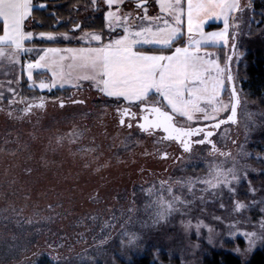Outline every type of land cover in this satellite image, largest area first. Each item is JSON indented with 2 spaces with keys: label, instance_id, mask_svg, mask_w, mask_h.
I'll use <instances>...</instances> for the list:
<instances>
[{
  "label": "rangeland",
  "instance_id": "rangeland-1",
  "mask_svg": "<svg viewBox=\"0 0 264 264\" xmlns=\"http://www.w3.org/2000/svg\"><path fill=\"white\" fill-rule=\"evenodd\" d=\"M124 1L119 12L105 0L76 4L50 23V32L36 29L37 18L44 20L32 15L25 28L32 33L27 51L15 63L0 61V264H36L44 257L54 264H125L149 254L157 264H204L213 253L247 264L254 252L264 250L257 242L249 251L243 235L261 231L264 224V108L248 100L238 80L245 58L264 44V18L254 20L249 0H241L240 11L230 16L227 44L207 46L224 66L235 45L230 66L241 97L236 123L220 126L215 135L216 151L199 147L175 164L176 155L162 158L172 145L120 125L122 110H137L135 104L105 96L91 81H80L79 87H61L58 81L50 91L41 89V81L52 80L46 69H33L28 79V63L47 49L99 46L81 39L86 34L101 35L103 44L118 38L123 29L113 25L115 31L110 30L109 11L146 24L136 19L143 9ZM34 2L37 11L47 8L43 0ZM147 2L148 16L162 15L155 2ZM187 38L184 33L176 47L188 46ZM229 95L226 85L225 103ZM176 123L213 122L177 117ZM216 165L235 168L240 179L229 177L231 183L216 187L204 183ZM158 196L182 203L166 220L153 223Z\"/></svg>",
  "mask_w": 264,
  "mask_h": 264
},
{
  "label": "snow or ice",
  "instance_id": "snow-or-ice-1",
  "mask_svg": "<svg viewBox=\"0 0 264 264\" xmlns=\"http://www.w3.org/2000/svg\"><path fill=\"white\" fill-rule=\"evenodd\" d=\"M156 2L162 15L155 17L147 15V8H144L147 0L139 4L144 14L138 15L136 19L147 21L146 24H132L131 14L121 16L109 11L107 18L110 30L115 31V27L123 29L118 38L103 44L100 43L101 35L86 34L81 39L87 40L89 44L96 41L99 46L47 49L39 60L28 63V79H33V69L50 71L51 82L39 83L41 89L47 88L49 91L56 87L58 81L61 87L65 83L79 87L80 81H91L105 96L117 100L122 98L129 105L135 104L143 113L142 122L137 125L142 131L149 134L162 131L166 136L161 139L178 141L185 152H190L191 137L204 133L203 138L197 141L204 144L213 135L211 130L205 131V128L218 129L221 124L229 121L236 123L241 97L230 69L231 57L228 58L229 63L221 66L219 60L213 58L207 50V46H214L221 41L227 44L229 18L233 12L240 11L241 6L239 0ZM105 3L109 8L116 5L119 12L123 0H105ZM33 7V0H0V61L6 58L9 63H15L21 53L27 51L24 42L32 38V33L25 32L24 25L32 16ZM220 18L224 22L222 32H204L203 26L209 19ZM185 21L188 46L176 47V42L183 35L182 26ZM41 36L48 40L56 39L51 33H41ZM64 39H68L66 34ZM146 47L149 50H145ZM173 48L171 54H166ZM6 49L12 51L6 53ZM62 51L65 54H61ZM226 85H231L228 103L223 99ZM39 106L43 107V104ZM225 112H230V116L227 119L220 118V114ZM122 115L134 118L136 113L128 107L122 110ZM177 117L193 123H213L205 127H181L176 123ZM120 123L124 125L125 121L122 119ZM132 126L131 123L127 125L129 128ZM162 158L166 159L167 154ZM209 177L203 182L211 187L240 179L235 168L225 171L220 165L210 170ZM168 191L171 193L170 188ZM152 194L149 189V195ZM154 203L157 211L153 223H159L177 211L175 206L182 201L178 197L165 200L163 196H158ZM243 207V204L237 205V208ZM243 235L251 251L257 242L264 244V224H261V231L246 232Z\"/></svg>",
  "mask_w": 264,
  "mask_h": 264
},
{
  "label": "trees",
  "instance_id": "trees-1",
  "mask_svg": "<svg viewBox=\"0 0 264 264\" xmlns=\"http://www.w3.org/2000/svg\"><path fill=\"white\" fill-rule=\"evenodd\" d=\"M35 1V0H34ZM33 3H36L34 2ZM40 3L41 0H36ZM47 8L44 11L33 10L32 15L38 14V28L41 31H53L52 24L55 18L63 17L70 11L71 7L76 4H88V0H43ZM249 8H251L252 17L255 21H260L264 18V0H249ZM100 19V18H98ZM40 21V23H39ZM259 25V24H258ZM256 27V26H255ZM259 27V26H257ZM253 30V29H252ZM257 30H255L256 32ZM254 35V33H253ZM179 41L176 42L178 44ZM175 44V46H176ZM60 45H63L60 43ZM257 45V44H255ZM253 45V48H255ZM257 52L254 50L248 54L244 63L241 64L238 70V80L244 83V88L247 93L248 100L258 101L262 108H264V44L259 43ZM257 47V48H258ZM174 49V48H173ZM256 49V48H255ZM172 50V49H171ZM169 51V50H168ZM36 264H54L52 260L44 257ZM125 264H157L152 256L145 255L135 258L131 263ZM204 264H241L239 259L231 254L213 253ZM247 264H264V250L254 252L250 261Z\"/></svg>",
  "mask_w": 264,
  "mask_h": 264
},
{
  "label": "flooded vegetation",
  "instance_id": "flooded-vegetation-1",
  "mask_svg": "<svg viewBox=\"0 0 264 264\" xmlns=\"http://www.w3.org/2000/svg\"><path fill=\"white\" fill-rule=\"evenodd\" d=\"M131 112L133 113H136V116L134 118H131V117H125L122 115V112H121V116H120V121L123 119L125 121L124 125H128L129 123H131L133 126L132 127H135V128H138L140 131H142L137 125L138 123L142 122L141 120V116L143 115V113L140 112L139 108L137 107V110H134V109H131ZM121 125V123H120ZM122 126V125H121ZM182 127V126H181ZM192 127H205V125L203 126H192ZM129 128V127H128ZM220 128V127H219ZM219 128L218 129H209V128H205V131H208V130H211L213 132V135L211 137H209L206 142L204 144H200V143H197V141H199L201 138H203L204 136V133H201L200 135L198 136H193L190 138L189 140V143H190V146H191V151L190 152H185L184 149H183V146L180 142L178 141H174V140H167V139H161V137L163 136H166L165 133H163L162 131H156L155 134L153 135H157L158 138L164 143V144H167L168 146H171V150L172 152H170V155L169 153H166L167 154V158L168 159L171 155L175 156L176 155V158H174V163H178V161L185 155V154H189L191 153L193 150L195 151L196 148H199V147H203V146H208L210 147L213 151H216L217 150V146L215 144V135L217 134V132L219 131ZM144 132V131H142ZM146 133V132H144ZM146 134H149V133H146ZM213 145H215V148H213ZM169 152V151H168ZM165 154V153H164ZM164 155H162L163 157Z\"/></svg>",
  "mask_w": 264,
  "mask_h": 264
},
{
  "label": "crops",
  "instance_id": "crops-1",
  "mask_svg": "<svg viewBox=\"0 0 264 264\" xmlns=\"http://www.w3.org/2000/svg\"><path fill=\"white\" fill-rule=\"evenodd\" d=\"M34 1V0H33ZM151 2H155L154 4H156L155 6H159V4L156 2V0H150ZM240 1L241 0H239V3H240ZM133 1H131V0H127V1H124V4H127L128 6H133V7H135V8H140L139 7V4L142 2V1H135V2H133ZM148 4V2L146 3V4H144V7L146 6ZM35 8H36V10H37V7H33V10H35ZM159 10V9H158ZM233 14V13H232ZM231 14V15H232ZM30 22H33V18H32V16L27 20V21H25V25H24V30H25V28L27 27V24H29ZM210 24H215V25H221L222 27L220 28V30H207V27H209L208 25H210ZM182 28H183V34L185 33V34H187V25H186V21H185V24L182 26ZM203 30H204V32L205 33H213V32H222L223 30H224V22H223V19L222 18H220V19H209L205 24H204V26H203ZM0 35H2V26H0ZM187 41L189 42V40H188V38H187ZM188 42H187V44H188ZM219 43H224L223 41H221V42H219ZM24 47H25V42H24ZM184 47V46H183ZM51 48H55V47H51ZM59 48H61V50H63V49H66V48H64V46H59V47H57V49H59ZM72 48V47H71ZM77 49V48H76ZM145 50H149L147 47H146V49ZM6 51V53L7 52H10V51H12L11 49H6L5 50ZM171 51H174V49H172ZM167 54H171V52L170 53H167ZM24 59V58H23Z\"/></svg>",
  "mask_w": 264,
  "mask_h": 264
},
{
  "label": "water",
  "instance_id": "water-1",
  "mask_svg": "<svg viewBox=\"0 0 264 264\" xmlns=\"http://www.w3.org/2000/svg\"><path fill=\"white\" fill-rule=\"evenodd\" d=\"M234 50H235V45H233L232 48H231V53H230V55H229V57H231V59H232V57H233ZM229 57H228V58H229ZM227 63H229V59H227ZM230 64H231V62H230ZM230 69H231V66H230ZM228 89H229V92H231V85H228ZM237 110H238V109H237ZM228 116H230V113H229ZM236 118H237V117H236ZM226 119H227V118H226ZM227 123H232V122L229 121V122H227ZM227 123H223V124H227ZM223 124H221V126H222Z\"/></svg>",
  "mask_w": 264,
  "mask_h": 264
}]
</instances>
